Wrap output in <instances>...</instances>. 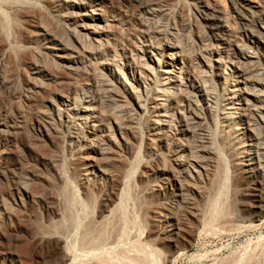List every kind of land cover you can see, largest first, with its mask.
<instances>
[{
    "label": "rangeland",
    "instance_id": "1",
    "mask_svg": "<svg viewBox=\"0 0 264 264\" xmlns=\"http://www.w3.org/2000/svg\"><path fill=\"white\" fill-rule=\"evenodd\" d=\"M61 1L0 0V264H264V206L257 207L252 197L253 192L264 194L250 190L264 181V16L245 13L246 21L240 22L228 0H166L160 3L167 11L164 16L139 13L135 0H105L101 10L110 25L97 29L100 35L83 27L93 21H83L81 11ZM246 2L264 13V0ZM207 6L226 9L231 47L212 38L203 15ZM39 25L73 46L78 60L73 73L53 65L57 57L46 50L53 41L32 38ZM74 29L83 44L75 41L70 31ZM169 45L185 50L188 68L171 74L174 108L160 118L156 114L163 107L153 94ZM36 67L60 81L49 84L43 75L34 74ZM245 78L249 91L242 101L231 100L236 81ZM30 84L44 89L36 92ZM52 94L100 102L103 134L112 135L119 145L107 155L110 161H101L108 173L93 170L84 176L90 145L82 129L49 109ZM57 100L67 116L70 104ZM41 111L48 114L44 117ZM44 127L51 131L49 137L38 134ZM180 155L184 160L179 167ZM248 166L255 168L252 176L243 174ZM67 182L78 199L75 211L71 208L77 223L64 231L70 236L53 235L46 229L60 218L58 204H63ZM111 195L115 204L106 212ZM116 205L113 217L110 210ZM108 217H113L108 239L93 240L85 223L103 227ZM165 228L183 230L185 237L174 236L171 244H164L159 234ZM80 236H90L89 242L82 237L80 244Z\"/></svg>",
    "mask_w": 264,
    "mask_h": 264
},
{
    "label": "bare ground",
    "instance_id": "2",
    "mask_svg": "<svg viewBox=\"0 0 264 264\" xmlns=\"http://www.w3.org/2000/svg\"><path fill=\"white\" fill-rule=\"evenodd\" d=\"M2 1V0H1ZM6 1V0H5ZM133 1V0H132ZM131 1V2H132ZM163 1H165V2H167L166 0H135V4H133L134 6H135V8L136 9H138V11H139V13L140 12H143V13H146V14H149V15H154V14H156L157 16H159V15H161V16H164L165 15V12H167L166 10H164L163 9V7H162V9L163 10H161V5H160V3L161 4H163ZM223 1V0H222ZM229 2H230V5H231V9L233 10V12L234 13H236L237 14V16L240 18V22H243L242 20H245L246 19V16H245V13H250L252 16H255V15H257V14H260L259 16H264V15H262V14H264L263 13V9L261 10L260 9V11H259V9L257 8V7H254V6H252V5H248V3L246 2V1H248V0H228ZM61 2H63V1H61ZM65 2V4H67L69 7H72L73 9H77V10H79V11H81L82 13H81V16H82V18L84 19L83 21H85L86 19H89V20H91V21H93L94 22V24H87V23H85V24H83L84 26V28L85 29H88L89 27H91V30H92V28H94L93 29V31L92 32H95V30H97V29H101V30H103L102 28L104 27V26H108V24H109V19L108 18H106L107 17V15H106V17H105V14L103 15V13H102V8L104 7L103 5H104V3L106 2L105 0H65L64 1ZM63 2V3H64ZM57 3V2H56ZM167 4V3H166ZM164 5V4H163ZM259 5H260V3H259ZM256 6V5H255ZM263 6V5H262ZM12 7V6H11ZM208 7V6H207ZM15 8V7H14ZM165 8V7H164ZM209 9H207V11L206 10H204L203 12H204V16H205V18H204V20L206 21V23L208 24V27H209V29H210V32L212 33V38L220 45V46H223L224 48H225V46H227V45H229L228 44V40H227V33H228V27H229V25L227 26V23H226V18H228V16H227V13H224L225 12V10L224 9H222L221 8V10L219 9H212V8H210V7H208ZM262 8V7H261ZM98 11H100V14H98ZM170 11V10H169ZM2 12V11H1ZM200 12V11H199ZM202 12V13H203ZM229 12V11H228ZM258 12V13H257ZM126 14V13H125ZM134 14V13H133ZM226 14V15H225ZM127 15V14H126ZM140 15V14H139ZM167 15V14H166ZM170 14H168L167 16H169ZM58 16V15H57ZM227 16V17H226ZM110 17V16H109ZM140 17L142 18V15H140ZM140 17H138L139 18V21H142V20H140L141 18ZM166 17V16H165ZM1 18H3L2 16L0 17V20H1ZM111 18V17H110ZM144 18V17H143ZM157 18H159V17H157ZM252 18H254V17H252ZM111 20V19H110ZM147 20V19H146ZM145 19H144V21H146ZM97 21L98 22H100V23H103V26H98L97 24H95V23H97ZM131 21V20H130ZM143 21V22H144ZM246 21V20H245ZM255 21V20H254ZM1 22H3V21H1ZM5 22V21H4ZM111 22V21H110ZM149 22V21H148ZM177 22V21H176ZM147 23V22H146ZM148 24V23H147ZM242 24V23H241ZM245 24V23H244ZM110 25V24H109ZM187 25V24H186ZM189 25V24H188ZM5 27L7 26L6 25V23H5V25H4ZM9 26H10V24H9ZM146 26H148V25H146ZM243 26V25H242ZM2 27V26H1ZM0 27V28H1ZM5 27H3V29L5 28ZM38 27V26H37ZM188 27V26H187ZM255 27V26H254ZM96 28V29H95ZM2 29V30H3ZM6 29V28H5ZM155 29V28H154ZM198 29V28H197ZM7 31H8V33L10 32V30L8 29V27H7V29H6ZM49 29H46V28H44V26H42V25H39V27H38V30L36 31V32H34V33H32V38L36 41V42H38L40 39H42V38H44V39H46V38H48L49 40H51V41H53V43L51 42V46H48V47H46V50L47 51H49V53L50 52H52V53H55V56L57 57V63H55L56 61H54V66L55 67H58V69L61 67V68H63L64 70H67L68 72H72V71H74L75 70V66L78 64V60L76 59L77 57L75 56H73V53H74V51H73V46H71L70 44H68V43H65L64 41H62V40H58L55 36H53L52 34L53 33H51L50 31H48ZM110 30V29H109ZM151 29H149L148 31H150ZM5 31V30H4ZM71 31V33H72V36L75 38V41H77V43H79L80 44V42H81V40H82V38L79 36V34H78V32H77V30H70ZM100 31V30H99ZM141 31V30H140ZM155 31V30H154ZM207 31V30H206ZM231 31V30H230ZM255 31V30H254ZM91 32V33H92ZM108 32V31H107ZM152 32V31H151ZM156 32V31H155ZM160 32V31H159ZM95 33H101V32H98V30L95 32ZM148 33V32H147ZM164 33V32H163ZM163 33L161 34V35H163ZM145 34V33H144ZM153 34V33H152ZM155 34V33H154ZM165 34V33H164ZM257 34H258V32H257ZM260 34V33H259ZM4 35V34H3ZM8 35V34H7ZM101 35V34H100ZM262 35H264L263 33H262ZM165 36V35H164ZM199 36V35H198ZM261 36V35H260ZM202 38V37H201ZM205 39V38H204ZM263 42H264V40H263ZM82 43V42H81ZM83 44V43H82ZM166 44H168V43H166ZM169 44H172V43H169ZM174 44V43H173ZM81 45V44H80ZM110 45V44H109ZM169 46H171V45H169ZM230 46V45H229ZM228 46V47H229ZM101 47H103V46H101ZM108 47V46H107ZM165 47H167V46H165ZM179 47H182V46H179ZM231 47V46H230ZM230 47H229V50H230ZM77 48V47H76ZM106 48V47H105ZM112 48V47H111ZM170 48V53H168L166 56V61H164V63H163V67L165 66V69L163 68V69H161L160 71H159V74L158 75H160V77L161 78H159V81H158V86H157V88H156V91L154 92L155 94H153V96H155V101L157 102V105H159V107H163V109H161L160 108V112H159V114H156L158 117H160V118H164V117H167V116H169V114H167V113H169L168 112V110H169V108L171 107V104L173 103L172 102V99H174L173 97H175L174 95L176 94V92L174 91V86H173V82H175V81H173V79L172 78H174L173 76H175V74L173 75V76H171V74L177 69V72H178V74H181V73H183L184 71H186L185 69L186 68H188V63H187V60H185V58H187V57H183V56H185L184 55V53H182V52H185V50L184 51H182V50H179L178 48H177V45L176 46H171V47H169ZM75 49V48H74ZM103 50H104V48H102ZM222 49V48H221ZM227 49V48H226ZM105 50H107V49H105ZM12 51V50H11ZM76 51V50H75ZM102 50H100V52H101ZM216 52V51H215ZM219 52H220V49H219ZM16 53V52H15ZM218 54V53H217ZM220 54V53H219ZM80 56V55H79ZM177 56H178V58H177ZM82 57V56H81ZM80 57V58H81ZM84 57V56H83ZM219 59H220V57H218ZM82 60V59H81ZM191 60V59H190ZM48 61V60H47ZM84 61V60H83ZM220 62H221V60H219ZM161 62V61H160ZM208 62V61H207ZM81 63V62H80ZM211 63V62H210ZM192 65V64H191ZM137 66V65H136ZM38 67V66H37ZM35 68L34 70H35V72H34V74H38V75H43L44 77H45V79H46V81L47 82H49V84H51V85H55V84H57L58 83V81H60V80H58L59 78H57V77H55V76H53V75H51V74H44V70H42V68ZM138 67V66H137ZM94 68V67H93ZM139 68V67H138ZM152 68V66L150 67L149 66V69H147L148 70V72L151 74V71H150V69ZM145 69V68H144ZM77 70V69H76ZM147 70H145V71H147ZM152 70H154V69H152ZM190 70V69H189ZM189 70H187V71H189ZM144 71V73H146ZM183 71V72H182ZM96 72V71H95ZM142 72H143V70H142ZM141 71H140V73H142ZM153 72V71H152ZM242 72V71H241ZM52 73V72H51ZM73 73V72H72ZM139 73V74H140ZM144 73H142V74H144ZM246 73V72H245ZM53 74V73H52ZM76 74V73H75ZM142 74H140L142 77H143V75ZM186 74V73H185ZM243 74H244V72H243ZM144 75H146V74H144ZM148 75V74H147ZM152 75V74H151ZM3 76V75H2ZM241 76V75H240ZM244 76H245V74H244ZM261 76V75H260ZM44 77H42L43 79H44ZM79 77V76H78ZM140 77V76H139ZM147 77V76H146ZM180 77H182V76H180ZM103 78V77H102ZM145 78V77H144ZM177 78V77H176ZM140 79H142V78H140ZM179 79V78H178ZM8 80V79H7ZM7 80H4V82H5V84H7L8 82H6ZM62 80V79H61ZM172 80V81H171ZM184 80V79H183ZM249 80V79H248ZM29 81V80H28ZM3 82V81H2ZM37 82V81H36ZM41 82V81H40ZM182 82V81H181ZM237 83H236V85L234 86V88H233V90H232V95H231V100L232 99H235L236 97H238V99H239V101H242V96L244 95V94H246V90L247 91H249L248 90V87H246V82H247V79L245 78L244 79V81H242V82H240V81H236ZM10 83V82H9ZM29 83H30V81H29ZM185 83V82H184ZM4 84V83H3ZM31 86H32V90H35L36 92H39L40 90H42V89H44V87L43 86H41V85H39V84H30ZM51 85H47V86H50L51 87ZM96 85V84H95ZM101 85V84H100ZM7 86V85H6ZM5 85H4V87H6ZM8 87V86H7ZM97 87V86H96ZM81 88V87H80ZM245 88H247V89H245ZM77 89V88H76ZM181 89V88H180ZM54 90V89H53ZM79 90H82V89H79ZM117 90V89H116ZM184 90V89H183ZM182 90V91H183ZM147 91V90H146ZM30 92V91H29ZM50 92H52V91H50ZM120 92V91H119ZM149 92V91H148ZM188 92V91H187ZM35 93V92H34ZM80 93V92H79ZM184 93V92H183ZM32 94V93H31ZM57 94V93H56ZM86 94V93H85ZM101 94V93H100ZM262 94V93H261ZM51 95V94H50ZM108 95V94H107ZM184 95V94H183ZM253 95V94H252ZM27 96V95H26ZM70 96V95H69ZM84 96V95H83ZM152 96V97H153ZM178 96V95H177ZM176 96V97H177ZM28 97V99H29V96H27ZM26 97V98H27ZM151 97V98H152ZM179 97H180V95H179ZM241 97V98H240ZM73 99H71L70 97H66V98H64V96L62 97L61 96V98H60V96L59 97H57L56 95L54 96V94H52V98H50V100L48 101V103H47V105L50 107L49 109H51V110H53L54 111V113L55 114H57V116L59 117V118H66L67 119V122H68V124H70V125H72V126H76V127H78V128H80V129H82V135H83V137L82 136H80V137H82V138H84V142L88 145H90V150H91V153L92 154H90L89 156H86L85 158H87L86 160H87V163L85 164V170H83V173L85 172L86 174L84 175V176H88V175H90V172L91 171H93V170H96V171H99V172H102V173H104V174H106V170H105V166H102V163H101V161H106L107 159H108V154L110 153V150H112V149H118L119 148V145H118V143L114 140V138H112V135L110 136V135H105V134H103L104 133V130H103V122L99 119V117H98V115H99V113L102 111L101 109V111L99 112V108L97 107L99 104H100V102H99V104H96V103H98L97 102V99H96V102H95V99H93V100H88L87 102H84V103H82L83 101L81 100V98H80V100H79V98H77L76 97V95H75V97H72ZM85 97H83V99H84ZM102 98V97H101ZM104 98V97H103ZM150 98V99H151ZM178 98V97H177ZM187 98V97H186ZM248 98V97H247ZM57 99H59V100H61L62 102H63V104L65 103V104H67V103H69L70 104V107H71V110H70V112L67 114V116L65 115L66 113L64 112V110L63 109H61L59 106H58V104H57ZM72 100V102H73V104L71 103V102H69V100ZM111 99V98H110ZM181 99H182V97H181ZM175 100H177L176 102H177V106H178V103H179V101H178V99H175ZM247 100V99H246ZM101 101H103V100H101ZM151 101H152V99H151ZM174 101V100H173ZM183 101V100H182ZM230 101V100H229ZM248 101V100H247ZM247 101H245V102H247ZM153 102V101H152ZM155 102V103H156ZM184 102V101H183ZM104 103H105V101H104ZM154 103V102H153ZM152 103V104H153ZM182 103V102H181ZM249 103V104H248ZM64 104V105H65ZM95 104H96V106H95ZM247 104L249 105V106H252L251 104H250V101H248L247 102ZM246 104V105H247ZM179 105H180V103H179ZM243 105H244V103H243ZM248 105H247V107H248ZM43 106H45V105H43ZM48 106L46 107V108H48ZM100 106V108H101V105H99ZM144 106V105H143ZM97 107V108H96ZM106 107V106H105ZM109 107V106H108ZM158 107V108H159ZM179 107V106H178ZM154 108H155V110H156V106H154ZM174 108V107H173ZM172 107L170 108V109H173ZM177 108V107H176ZM180 108V107H179ZM232 108V107H231ZM230 108V109H231ZM117 109V108H116ZM245 109H247V108H245ZM250 108L248 107V110H249ZM158 110V109H157ZM156 110V111H157ZM180 110V109H179ZM252 110H253V107H252ZM154 111V110H153ZM155 111V113H158V112H156ZM243 111H245V112H247V110H243ZM42 112V111H41ZM99 112V113H98ZM105 112H107V111H105V109H104V113ZM249 112V111H248ZM250 113V112H249ZM48 114V113H47ZM46 114V112H42V115H44V117L47 115ZM73 114V116H75V117H72L71 115ZM101 114H102V112H101ZM173 114V113H172ZM244 114H246V113H244ZM244 114H242V115H244ZM251 114V113H250ZM155 115V116H156ZM103 116V115H102ZM114 116V115H113ZM252 116V115H251ZM100 117H101V115H100ZM104 117V116H103ZM102 117V118H103ZM43 117H40V120L42 119ZM263 118V117H262ZM116 119V118H115ZM118 119V118H117ZM248 119V118H247ZM254 119V118H253ZM45 120V119H44ZM105 120V119H104ZM160 120V119H159ZM264 120V119H263ZM20 121V120H19ZM19 121H17V122H19ZM27 121V120H26ZM61 121V120H60ZM116 121V120H115ZM155 123H160V122H163V121H159L158 122V120H156L155 119ZM16 122V121H15ZM14 122V123H15ZM102 122V123H101ZM264 122V121H263ZM252 123H254L253 121H252ZM5 124V123H4ZM6 124H7V122H6ZM43 124V123H42ZM165 123L163 122V125H164ZM8 125V124H7ZM19 125V124H18ZM156 125V124H155ZM160 126H161V123L159 124ZM162 125V126H163ZM14 126V125H13ZM21 126V125H20ZM106 126V125H105ZM128 126V125H127ZM2 127V124L0 123V128ZM7 127V126H6ZM5 127V128H6ZM18 126H16V128H17ZM119 127V126H118ZM156 127H158V125H156ZM21 128V127H20ZM23 128V127H22ZM124 128V127H123ZM160 128V127H159ZM239 128V127H238ZM255 128V127H254ZM44 129L45 130H43V129H41V132L40 133H38V134H41V137L42 136H47V137H49V135H50V133H51V131H48V128L46 129L45 127H44ZM54 129V128H53ZM158 129V128H157ZM162 129V128H161ZM256 129V128H255ZM1 130H3V129H1ZM50 130V129H49ZM238 130V129H237ZM4 131V130H3ZM3 131H0V132H2L3 133ZM157 131H160V130H157ZM247 131L249 132V133H253L252 132V130H249V128L247 129ZM255 131V130H254ZM10 132V131H9ZM156 132V131H155ZM162 132V131H161ZM161 132H158V133H161ZM7 133H8V131H7ZM81 133V132H80ZM157 132H156V134L157 135H159ZM4 134V133H3ZM133 134V133H132ZM33 135V134H32ZM36 135V134H35ZM34 135V136H35ZM161 135V134H160ZM37 136V135H36ZM73 137V136H72ZM252 137V136H251ZM74 138V137H73ZM77 138V137H76ZM82 138H81V140H82ZM72 139V138H71ZM34 140V139H33ZM79 140V139H78ZM78 140H77V142H78ZM97 142V145H94V144H96V143H92V142ZM0 142H1V139H0ZM7 142V141H6ZM5 142V143H6ZM11 143V142H10ZM98 143H100V145L98 144ZM6 145H7V143H6ZM259 145V144H258ZM89 147V146H88ZM263 149H264V147H262ZM116 149V150H117ZM122 149V148H121ZM181 150H182V148H181ZM185 150V149H184ZM112 151H114V150H112ZM112 153V152H111ZM193 154V153H192ZM110 155V154H109ZM113 155V154H112ZM192 156V155H191ZM107 157V158H106ZM111 157V156H110ZM181 155H180V158H179V156H178V158H177V162H178V165H179V167L180 166H182V162H183V160L181 159ZM109 160V159H108ZM85 161V160H84ZM110 161V160H109ZM122 161V160H121ZM166 164V163H165ZM168 165V164H167ZM167 165H166V167H167ZM135 166V165H134ZM82 167H83V165H82ZM166 167H164V171H166L167 173L168 172H170L169 170H167V168ZM221 167V166H220ZM252 167V166H251ZM251 167H246V169L243 171V174H248V173H250V175L252 176V174H251V172L253 171H255V168H251ZM166 168V169H165ZM254 169V170H253ZM90 171V172H89ZM87 172L89 173V174H87ZM227 172V171H226ZM263 173H264V171H262ZM261 172V173H262ZM108 173V172H107ZM187 175V174H186ZM190 175V174H189ZM188 175V176H189ZM111 177V176H110ZM192 177V176H191ZM256 178V177H255ZM260 178H261V176H260ZM84 181H86V180H88V177H86L85 179L84 178H82ZM189 179V178H188ZM67 180V179H66ZM109 180H110V182L112 183V184H114V185H116L115 183H114V179L112 180V177L111 178H109ZM191 180V179H190ZM255 180V179H254ZM253 180V181H254ZM252 181V182H253ZM26 182V181H25ZM259 182H260V180H259ZM264 182V181H263ZM262 181L260 182V183H255V184H252V185H254L256 188H251L250 189V187H249V189L251 190V191H257L258 189H259V191L261 192V194L263 195L264 194V183H263ZM69 182H67L66 183V185H64L65 187H64V190L62 191L63 192V195H62V197H63V199L61 198V200L63 201V204L61 205L60 203V205L58 204V206H62L61 208H59L60 209V212H61V214L59 215V213H57L59 216H60V218H59V220L58 221H52L51 222V224H49L48 226H47V228L48 229H46V230H48V231H52L54 234L53 235H62V233H64V231L66 230V228H71V225L70 224H74V223H77V219L75 220L73 217H75L76 218V216H74V215H76L75 213L74 214H71V212L74 210L75 211V209H73L76 205H73V203L74 202H76V200H78V199H75L76 197L73 195L72 196V193H71V191H70V189H71V187H70V185H72L71 183H70V185L68 184ZM26 185V184H25ZM27 186H23V188L25 189L24 190V193H29L30 191L28 190V187L26 188ZM117 189V188H116ZM181 189H182V186H181ZM29 192H28V191ZM182 191V190H181ZM250 191V192H251ZM258 191V192H259ZM74 194V193H73ZM250 194V193H249ZM257 193H255V195H254V192H253V198H255V202L259 205H257V207H259V208H262L263 206H264V196L262 197V196H258V195H256ZM29 195H31V193L29 194ZM117 197V196H116ZM115 198H113V196L111 195V196H108V198H107V200H106V204H105V208L103 209L104 211H108L109 210V206H111V204H112V206L115 204V200H114ZM220 199V198H219ZM88 200V199H87ZM53 201V200H52ZM57 201V200H56ZM91 201V199L89 200V202ZM51 202V201H50ZM81 202V201H80ZM54 203V202H53ZM58 203V202H57ZM255 203V204H256ZM23 204V203H22ZM77 205L79 204V201H78V203H76ZM81 204V203H80ZM188 204H191V203H188ZM47 205H48V203H47ZM55 205H57V204H55ZM118 205H120V204H118ZM192 205V204H191ZM51 206V205H50ZM49 206V208H53L54 209V207H52V206H54V204L50 207ZM72 206H73V208H72ZM89 206V205H88ZM94 206V205H93ZM222 206V205H221ZM57 207V206H56ZM119 207V206H118ZM118 207H117V205L116 206H114V208L112 209V210H110V212L112 213V215L111 216H113L114 217V214H115V212L117 211V209H118ZM190 207V206H189ZM220 207V206H219ZM58 208V207H57ZM73 210H72V209ZM91 208V207H90ZM229 208H230V206H229ZM264 208V207H263ZM78 209V208H77ZM49 210V209H48ZM52 210V209H51ZM54 210H56V208L54 209ZM72 210V211H71ZM119 210V209H118ZM188 210V209H187ZM78 211V210H77ZM93 210H91V212H92ZM262 211H264V210H262ZM7 212H9V211H7ZM50 212H53V211H50ZM55 213L56 212H59V210L57 209L56 211H54ZM80 212V211H79ZM231 212V211H230ZM192 213V212H191ZM232 213V212H231ZM7 214H11V212L10 213H7ZM81 214V213H80ZM226 214V213H225ZM5 215V214H4ZM84 215V214H83ZM87 215V214H86ZM91 215V214H90ZM116 215V214H115ZM195 213L193 214L192 213V216L193 217H195ZM3 216V215H2ZM11 216H12V214H11ZM88 216V215H87ZM86 216V217H87ZM224 216V215H223ZM229 216H230V214H229ZM10 217V216H9ZM85 217V216H84ZM113 217H108V220L106 221V222H104L105 224H103V225H101V226H103V227H100V225L98 226H96L95 227V225H94V223H93V221H88L87 223H85L86 225H84L83 223V225H84V227H85V229H86V231H89L90 232V234H91V237L93 236H95V239L94 238H92L93 240H99V241H101V240H104L105 238L106 239H108V237H109V226H110V224L113 222V220H112V218ZM168 217V216H167ZM91 218V217H90ZM112 220V222H110V219ZM157 218H158V216H157ZM166 218V217H165ZM198 218V217H197ZM79 219H81V218H79ZM107 219V218H106ZM105 219V220H106ZM115 219V218H114ZM230 219V218H229ZM161 220V219H160ZM79 221V220H78ZM173 223V222H172ZM39 224V223H38ZM148 224V223H147ZM170 224V223H169ZM75 225V224H74ZM78 225V224H77ZM80 225V226H79ZM79 227H81V229H82V225L79 223ZM76 226V225H75ZM77 226V227H78ZM99 227V228H98ZM168 226H166V228H167ZM76 228V227H75ZM111 229H113L112 228V226L110 227ZM165 228V230L162 232L161 231V233L159 234V236L161 237L160 239L162 240V242L164 243V244H167V245H169V244H171L172 242H173V240L175 239L174 238V236H177V237H180V236H184L186 233H185V231H183V230H179L178 229V231L179 232H175V230L172 228H170V229H166ZM169 228V227H168ZM43 229H45V228H43ZM79 229V228H78ZM77 229V230H78ZM163 229V228H162ZM69 230V229H68ZM159 230V229H158ZM160 230H161V228H160ZM45 231V230H44ZM82 231V230H81ZM85 230H84V233L83 234H85V235H88L89 234V232H86ZM76 232V231H75ZM160 232V231H159ZM66 233V232H65ZM64 233V234H65ZM87 233V234H86ZM111 233V232H110ZM183 233H185V234H183ZM67 234V233H66ZM89 234V235H90ZM93 234V235H92ZM49 235V234H48ZM69 234H67L66 236H68ZM70 236V235H69ZM74 236V235H73ZM79 236V235H78ZM62 237V236H61ZM81 237V236H80ZM83 237V236H82ZM80 238V239H82V241H79L80 242V244H81V242H83V238L85 237H83V238ZM90 236H88V237H85L86 238V240H88L87 238H89ZM185 237V236H184ZM44 238V237H43ZM174 238V239H173ZM68 239V238H67ZM79 239V238H78ZM78 239H76V240H78ZM79 239V240H80ZM155 239V238H154ZM183 239V238H182ZM61 240V239H60ZM69 240V239H68ZM75 240V239H74ZM85 239H84V242L86 241ZM91 240V239H90ZM92 240V241H93ZM62 241V240H61ZM76 242H78V241H76ZM88 242H89V240H88ZM95 241H93V242H90V243H94ZM74 243V242H73ZM97 243H98V241H97ZM96 243V244H97ZM185 243H188V242H185ZM70 244V243H69ZM85 244H86V242H85ZM89 244V243H88ZM95 244V243H94ZM82 245H83V243H82ZM93 245V244H92ZM71 246V245H70ZM67 253V252H66ZM61 256H64V257H62V258H64V259H66L67 260V257L68 256H66V258H65V254H62ZM69 258V257H68ZM65 261V260H64ZM41 264H43V262H41ZM46 264V263H45Z\"/></svg>",
    "mask_w": 264,
    "mask_h": 264
}]
</instances>
